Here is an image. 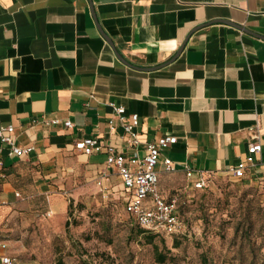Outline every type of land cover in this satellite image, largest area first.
<instances>
[{
  "label": "crops",
  "instance_id": "crops-1",
  "mask_svg": "<svg viewBox=\"0 0 264 264\" xmlns=\"http://www.w3.org/2000/svg\"><path fill=\"white\" fill-rule=\"evenodd\" d=\"M112 102L137 113L136 144L110 129ZM6 124L17 145L32 146L21 156L0 148V239L14 258L38 216L61 215L72 200L106 202L101 188L124 205L105 154L74 148L86 136L138 155L146 142L175 136L156 166L165 199L197 179L231 177L250 141L261 150L244 178L264 176V0H0Z\"/></svg>",
  "mask_w": 264,
  "mask_h": 264
},
{
  "label": "rangeland",
  "instance_id": "rangeland-1",
  "mask_svg": "<svg viewBox=\"0 0 264 264\" xmlns=\"http://www.w3.org/2000/svg\"><path fill=\"white\" fill-rule=\"evenodd\" d=\"M179 196L187 231L172 241L153 237L162 262L147 242L150 234L129 224L123 204L97 198L71 199L65 213L28 222L21 234L26 251L14 263L264 264V182L216 176Z\"/></svg>",
  "mask_w": 264,
  "mask_h": 264
},
{
  "label": "built area",
  "instance_id": "built-area-1",
  "mask_svg": "<svg viewBox=\"0 0 264 264\" xmlns=\"http://www.w3.org/2000/svg\"><path fill=\"white\" fill-rule=\"evenodd\" d=\"M113 108L112 116L107 120L110 129L120 126L122 135L128 144H136L135 127L138 124L137 113L125 114V108L121 104L111 103ZM57 120H53L55 123ZM64 125L72 126L70 120H65ZM176 137L172 135H161L153 141L145 143L144 153L138 155L133 152L125 154L116 150L110 144L104 142L97 136H86L74 142V148L85 153L105 154V163L107 167L114 168L120 179L125 191L124 208L132 215L138 226L160 232L165 235H177L183 233L185 224L178 212L179 195L163 198L157 191V171L156 166L159 162L161 151L173 143ZM6 147L9 154L21 156L31 151L32 146H19L13 137V127L11 124L0 125V148ZM1 150V149H0ZM261 145L258 141H250L247 144V150L244 157L239 160L228 170V174L234 178H243L245 169L248 165H254V154L260 152ZM164 169L173 170V165L168 158H163ZM2 159L0 155V166ZM185 175L188 178L193 177L194 170L185 166ZM105 174H102V178ZM264 179V176L258 177ZM97 185L101 186V178L97 180ZM203 182L199 179L193 182V188H201ZM101 198L108 200L106 189L101 188ZM45 215H49L46 213ZM15 258L6 254L2 249L0 239V264H13Z\"/></svg>",
  "mask_w": 264,
  "mask_h": 264
},
{
  "label": "trees",
  "instance_id": "trees-1",
  "mask_svg": "<svg viewBox=\"0 0 264 264\" xmlns=\"http://www.w3.org/2000/svg\"><path fill=\"white\" fill-rule=\"evenodd\" d=\"M233 178H234V177H233ZM236 179L241 180V179H245V178L243 177V178H236ZM248 179H252V178H248ZM256 180H259L260 182H264V179L257 178ZM179 198H180V196H179ZM106 202H107V203L116 204V202H113V201H108V200H106ZM184 203H185L184 200H182V198H180V200H179V202H178V205H177V207H178V212H179L180 216H181V210H182V208H183ZM70 204H71V203H69V205H70ZM123 209H124V211L126 212L128 218L131 219V222H130L129 224H132V225H134V226H136V227L139 228L138 231H137L138 233H146V234H150V236H148V238H147V242H148V243H152V250H153V254L155 255V259H156V261H157V262H162V261H164L165 257H164L163 254H161V252L158 251V245H157L156 243L153 242V237H154V236L165 237V236H168V235H165V234L160 233V232H154V231H152V230L145 229V228H142V227L138 226V224L134 221L132 215L129 214V213L125 210L124 205H123ZM181 218H182V216H181ZM182 219H183V218H182ZM183 221H184V220H183ZM66 223H67V222H66ZM184 224H185V221H184ZM186 231H187V228H186V225H185V229H184L183 233H180V234H177V235H170L169 237H170V239H171V241H172V240H174V239L180 238L181 236L185 235ZM56 264H62V262H61L60 260H58V261L56 262Z\"/></svg>",
  "mask_w": 264,
  "mask_h": 264
},
{
  "label": "water",
  "instance_id": "water-1",
  "mask_svg": "<svg viewBox=\"0 0 264 264\" xmlns=\"http://www.w3.org/2000/svg\"><path fill=\"white\" fill-rule=\"evenodd\" d=\"M120 58V57H119ZM123 62H125V61H123ZM126 64H128L127 62H125ZM144 69H150V68H144Z\"/></svg>",
  "mask_w": 264,
  "mask_h": 264
}]
</instances>
